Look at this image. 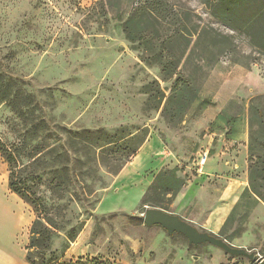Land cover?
Listing matches in <instances>:
<instances>
[{
    "label": "rangeland",
    "instance_id": "1",
    "mask_svg": "<svg viewBox=\"0 0 264 264\" xmlns=\"http://www.w3.org/2000/svg\"><path fill=\"white\" fill-rule=\"evenodd\" d=\"M215 2L0 0V139L20 145L17 172L55 212L59 229L43 261L58 264L89 225L94 258L125 264L120 247L138 239L126 226L142 223L155 175L176 169L183 186L151 197L156 208L259 261L165 233L144 262H264V15L259 0H245L224 22ZM129 18L135 33L146 32L145 45L127 40L122 25ZM172 34L176 72L165 78L171 71L161 70L158 41ZM176 73L188 84L184 101L171 104L183 113L170 120L161 111ZM150 140L152 159L161 154L165 165L119 180ZM8 175L0 155L5 186ZM55 184L67 192L53 194ZM110 213L117 217L103 215Z\"/></svg>",
    "mask_w": 264,
    "mask_h": 264
},
{
    "label": "trees",
    "instance_id": "2",
    "mask_svg": "<svg viewBox=\"0 0 264 264\" xmlns=\"http://www.w3.org/2000/svg\"><path fill=\"white\" fill-rule=\"evenodd\" d=\"M240 1H245V0H216V2L213 3L214 5L212 7L216 9V11L220 14L219 16L220 19L225 22L227 21L228 17L232 16L234 12L233 10L234 5ZM259 3L261 4L260 13L263 12L262 15H264V0H259ZM142 14L143 13L140 12L139 15H135V17L141 18ZM228 25H231V24H228ZM232 27H235V26H232ZM243 27L240 26V28H243ZM122 28L129 42L131 43L140 42V43H144V45L145 43L148 42L146 32L144 33L143 31L137 30L135 33L133 31V19L132 18H129L125 23H123ZM174 37L175 35L172 34L158 41L159 54L157 55V57L159 58V55H160V57H163L164 59L162 60L159 58L158 60L159 64L161 65V70L163 73H167L171 71L169 75L164 76L165 78H171L172 75L175 74L176 72V63L174 62L172 58V54L169 49L171 47V41L173 40ZM156 39H158L157 36H156ZM175 76L176 77L173 82L170 96L166 99V102L161 111V116H164V117L168 116L170 120H172L173 118L178 119L180 115H182L184 107L180 108L178 106L177 109H174V108H171L173 107L171 106V104L173 103V101L174 102L184 101L183 95H185V91L187 90V84H188L187 81L181 75H177L176 73ZM225 135H227V133ZM20 152H21V147L19 144L14 143V142L10 144H6L0 139V155L2 156L5 163L7 164L8 171H9L8 188L13 194L17 195L20 199H22L25 203H27L32 208L35 214V219L31 223V226L29 228V241L26 247V250H27L26 261L29 264H37L33 258V256H35L42 260L41 264H52V262H50L49 260L43 261V258L45 257L46 253L50 251L51 238L54 235H56L59 229L54 222L53 214L55 212L45 203L43 197L39 196L37 187L34 184L30 186V184L20 175V173L17 172L18 170L17 164H18V159L20 157L19 156ZM134 155L135 153H132V156ZM127 162L128 160L124 163V165ZM121 169H119L117 172H114L112 174H118ZM176 171H177L176 169H172V170H165V171L158 172L155 175L153 182L151 183V185L145 192L143 199H142V203L144 205H150L151 208H156L159 206L154 205L156 204V202L155 200H151V197L153 196L161 197L162 195L172 196L175 192H177L183 186V181L176 176ZM261 178L264 182V170L261 173ZM51 191L53 194L59 195V196H62L64 192H67V190L65 188H62V185L60 184H55ZM245 192L246 190H244L243 193ZM254 193L258 195L255 189H254ZM56 213L58 214L59 212H56ZM228 220L229 218L224 222L223 227L227 225ZM77 236L78 235L73 236L70 239L69 243H73ZM96 259L98 258H93L90 260L78 258L74 260V262L72 260L70 261L59 260L58 264L59 263H63V264H116V263H110V262L103 261V259L102 260H96Z\"/></svg>",
    "mask_w": 264,
    "mask_h": 264
},
{
    "label": "crops",
    "instance_id": "3",
    "mask_svg": "<svg viewBox=\"0 0 264 264\" xmlns=\"http://www.w3.org/2000/svg\"><path fill=\"white\" fill-rule=\"evenodd\" d=\"M150 143L151 140L144 144L140 149V153L134 157L132 163L126 165V167L122 169L118 175L119 180L123 179L130 171H132L134 175H138L142 170H146L149 167L154 166L153 168H157L159 165H165L163 160L158 158V156H162L161 154L155 156V159H152V157H154L153 155L156 153L153 151ZM208 159L209 158H207V160ZM151 161L155 165H152ZM174 165L175 164H170V167ZM207 171H211L209 167ZM103 215L117 217L115 213ZM122 215L123 218L131 216ZM33 219L34 217L29 213L27 205L20 202L15 194L9 192L8 185L5 186L0 177V264H29L26 261V247L29 241V228ZM126 227L128 231L133 233L136 232L135 236H138V239H132L128 247H120L119 252H121V254H127V256H122L120 260L125 264H161V259L158 263L155 261L156 259L152 260V262L145 263L144 259L146 256L148 257V255H150L148 250L152 247L156 248V242L163 240L166 232L159 226L147 228L144 226L143 222L137 225H128ZM91 231L92 228H90L89 225L84 227L75 241L70 243L61 261L72 260L74 262V260L79 257H84V259L89 260L94 258V256L96 257L97 254L95 255L89 250V239L92 236ZM210 233L212 234V232ZM141 235H143V237H140ZM157 237H159V239ZM154 241L156 242L154 243ZM111 253L112 251L106 253V255ZM86 255H89V257H86ZM116 264L122 263L117 262Z\"/></svg>",
    "mask_w": 264,
    "mask_h": 264
},
{
    "label": "water",
    "instance_id": "4",
    "mask_svg": "<svg viewBox=\"0 0 264 264\" xmlns=\"http://www.w3.org/2000/svg\"><path fill=\"white\" fill-rule=\"evenodd\" d=\"M142 222L145 227H161L168 236L173 234L181 235L186 238L188 245L197 247L202 244H210L233 257H246L251 262L259 261L254 253H249L243 248L230 245L225 240L206 231H199L190 223L184 221L174 214L167 213L158 208L147 207L141 214ZM264 264V262L262 263Z\"/></svg>",
    "mask_w": 264,
    "mask_h": 264
},
{
    "label": "built area",
    "instance_id": "5",
    "mask_svg": "<svg viewBox=\"0 0 264 264\" xmlns=\"http://www.w3.org/2000/svg\"><path fill=\"white\" fill-rule=\"evenodd\" d=\"M205 158H206V155H205V157H204V158L201 160V163H203V162H204Z\"/></svg>",
    "mask_w": 264,
    "mask_h": 264
}]
</instances>
